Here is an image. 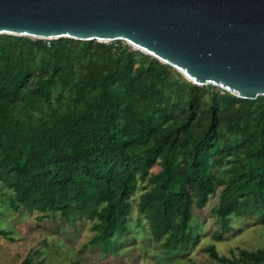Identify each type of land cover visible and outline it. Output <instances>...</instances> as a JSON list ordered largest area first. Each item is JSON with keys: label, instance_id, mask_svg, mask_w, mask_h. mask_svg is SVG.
<instances>
[{"label": "trees", "instance_id": "obj_1", "mask_svg": "<svg viewBox=\"0 0 264 264\" xmlns=\"http://www.w3.org/2000/svg\"><path fill=\"white\" fill-rule=\"evenodd\" d=\"M218 189L216 241L238 219L264 226V97L194 85L121 41L0 35L1 237L14 241L3 226L16 214L87 220L104 255L139 236L181 259L200 234L193 208ZM47 247L20 264H45ZM203 252L264 264V245Z\"/></svg>", "mask_w": 264, "mask_h": 264}, {"label": "water", "instance_id": "obj_2", "mask_svg": "<svg viewBox=\"0 0 264 264\" xmlns=\"http://www.w3.org/2000/svg\"><path fill=\"white\" fill-rule=\"evenodd\" d=\"M0 35L121 41L194 85L264 97V0H0Z\"/></svg>", "mask_w": 264, "mask_h": 264}, {"label": "rangeland", "instance_id": "obj_3", "mask_svg": "<svg viewBox=\"0 0 264 264\" xmlns=\"http://www.w3.org/2000/svg\"><path fill=\"white\" fill-rule=\"evenodd\" d=\"M158 170L159 167L154 165L150 172ZM218 193L219 189L203 208H193V224L200 234L188 254L181 259L171 257L169 260L160 247L139 236L134 240L135 244L128 240V243L119 244L115 253L104 255L99 248L89 245L94 234L90 221L81 220L70 226L58 218L37 220L35 216L16 214L15 221L11 220L3 226L12 231L14 241L0 236V264H20L26 254L37 248L44 239L48 247L43 249L37 260H43L45 264H216L203 252L208 245H214L219 255L229 258L231 254L237 255L239 249L263 247L264 226L252 224L246 219L236 220L235 231L227 234L224 240L216 241L213 238L215 219L211 210L219 202ZM7 211L11 212L9 208ZM134 217L133 214L130 223H133Z\"/></svg>", "mask_w": 264, "mask_h": 264}, {"label": "built area", "instance_id": "obj_4", "mask_svg": "<svg viewBox=\"0 0 264 264\" xmlns=\"http://www.w3.org/2000/svg\"><path fill=\"white\" fill-rule=\"evenodd\" d=\"M133 49V48H132ZM133 50H135V49H133Z\"/></svg>", "mask_w": 264, "mask_h": 264}]
</instances>
